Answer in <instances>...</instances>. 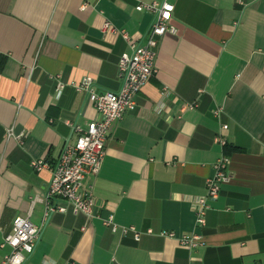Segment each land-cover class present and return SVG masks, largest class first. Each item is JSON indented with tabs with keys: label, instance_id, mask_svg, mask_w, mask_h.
Returning a JSON list of instances; mask_svg holds the SVG:
<instances>
[{
	"label": "crops",
	"instance_id": "1",
	"mask_svg": "<svg viewBox=\"0 0 264 264\" xmlns=\"http://www.w3.org/2000/svg\"><path fill=\"white\" fill-rule=\"evenodd\" d=\"M163 1L177 32L160 39L156 74L85 180L93 218L50 215L23 264H264V0H0V245L16 217L43 223L50 174L30 163L55 162L76 139L72 124L99 120L70 83L90 76L96 93L117 92L119 59L152 21L136 6ZM8 129L25 137L6 139ZM222 155L228 181L196 228L193 206ZM109 216L139 241L112 233ZM192 233L202 242L193 251L177 241Z\"/></svg>",
	"mask_w": 264,
	"mask_h": 264
},
{
	"label": "built area",
	"instance_id": "2",
	"mask_svg": "<svg viewBox=\"0 0 264 264\" xmlns=\"http://www.w3.org/2000/svg\"><path fill=\"white\" fill-rule=\"evenodd\" d=\"M136 11L146 12L152 16V21L142 44H130L131 52L121 55L118 62L117 78L120 88L117 92L98 94L93 89V79L85 76L78 82L70 83V87L78 93H84L89 104L93 106L99 120L89 123L85 130L72 124V131L76 134L74 142H66L53 163L44 160H34L30 163L33 171L39 173L48 171L50 178L45 191V212L43 223L36 226L28 217H16L11 232L3 237L1 248L8 247L9 252L3 257L0 264H23L26 256L32 254L42 228L50 215L65 213L67 207L74 214H82L88 220L93 218L94 198L91 186H85V180L95 179L101 169L105 155V143L108 131L112 124L119 122L123 115L135 105V97L143 86L156 74V56L159 41L167 34L175 35L177 30L171 25L174 5L163 1L139 4ZM103 32L118 34L123 41L129 44V36L123 30L112 28L105 23ZM219 111L215 112V115ZM222 129H226L223 126ZM6 139L21 142L24 133L14 135L11 129L5 133ZM215 142L225 145L222 135L215 138ZM229 158L222 155L214 164V176L206 181V194L196 200L193 211L195 227L205 225V215L209 210L208 202L218 198L219 189L228 181L227 169ZM102 224L112 233L126 235L131 233L135 241H139L141 233L134 227L118 226L112 216L102 220ZM152 235L151 230L145 232ZM160 237L175 238L172 232H160ZM180 246L188 250H195L201 246V236L195 233L183 235L177 239Z\"/></svg>",
	"mask_w": 264,
	"mask_h": 264
}]
</instances>
